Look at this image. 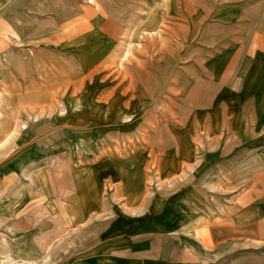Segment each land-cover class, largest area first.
Listing matches in <instances>:
<instances>
[{
  "label": "rangeland",
  "instance_id": "rangeland-1",
  "mask_svg": "<svg viewBox=\"0 0 264 264\" xmlns=\"http://www.w3.org/2000/svg\"><path fill=\"white\" fill-rule=\"evenodd\" d=\"M257 34L264 0H0V264H237Z\"/></svg>",
  "mask_w": 264,
  "mask_h": 264
},
{
  "label": "crops",
  "instance_id": "crops-1",
  "mask_svg": "<svg viewBox=\"0 0 264 264\" xmlns=\"http://www.w3.org/2000/svg\"><path fill=\"white\" fill-rule=\"evenodd\" d=\"M257 36L264 35L257 34ZM261 39L264 44L263 38ZM260 185L264 190V180ZM253 205H263L264 211V197L259 198L256 194ZM231 234L233 251L236 252L233 260L237 261V264H240L242 260H247L249 264L261 262V260L264 262V212L256 221L249 222L245 226L233 227Z\"/></svg>",
  "mask_w": 264,
  "mask_h": 264
},
{
  "label": "bare ground",
  "instance_id": "bare-ground-1",
  "mask_svg": "<svg viewBox=\"0 0 264 264\" xmlns=\"http://www.w3.org/2000/svg\"><path fill=\"white\" fill-rule=\"evenodd\" d=\"M109 36H110V35H109ZM28 125H29V124H28ZM76 216H77V215H76ZM40 242H42V244H44V242H43L42 240H40ZM20 257L25 258L26 256H23V255H22V256H20ZM24 261H25V263L28 262V261H26L25 259H24ZM25 263H23V264H25ZM28 264H33V263L30 262V263H28Z\"/></svg>",
  "mask_w": 264,
  "mask_h": 264
}]
</instances>
